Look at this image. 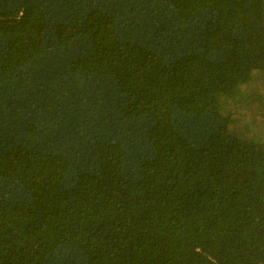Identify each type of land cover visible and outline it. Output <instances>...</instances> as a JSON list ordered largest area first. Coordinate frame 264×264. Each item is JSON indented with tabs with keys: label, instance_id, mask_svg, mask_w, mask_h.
<instances>
[{
	"label": "trees",
	"instance_id": "obj_1",
	"mask_svg": "<svg viewBox=\"0 0 264 264\" xmlns=\"http://www.w3.org/2000/svg\"><path fill=\"white\" fill-rule=\"evenodd\" d=\"M0 264H264V0H0Z\"/></svg>",
	"mask_w": 264,
	"mask_h": 264
},
{
	"label": "rangeland",
	"instance_id": "obj_2",
	"mask_svg": "<svg viewBox=\"0 0 264 264\" xmlns=\"http://www.w3.org/2000/svg\"><path fill=\"white\" fill-rule=\"evenodd\" d=\"M247 63H248V62H247ZM245 64H246V63L242 62L241 65H240V69H239V71H240V72L242 71V72H241V76H244L243 68H244Z\"/></svg>",
	"mask_w": 264,
	"mask_h": 264
}]
</instances>
